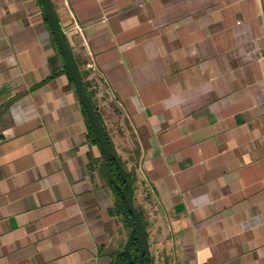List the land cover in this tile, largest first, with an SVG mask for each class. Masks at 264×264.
<instances>
[{"label": "crops", "instance_id": "0c3cea01", "mask_svg": "<svg viewBox=\"0 0 264 264\" xmlns=\"http://www.w3.org/2000/svg\"><path fill=\"white\" fill-rule=\"evenodd\" d=\"M50 2L150 263L264 264V0ZM42 8L0 0V264H110L131 229Z\"/></svg>", "mask_w": 264, "mask_h": 264}, {"label": "water", "instance_id": "95a60500", "mask_svg": "<svg viewBox=\"0 0 264 264\" xmlns=\"http://www.w3.org/2000/svg\"><path fill=\"white\" fill-rule=\"evenodd\" d=\"M41 4L43 7L42 9H43L44 17L51 31L54 42L56 43L58 50L60 51V54L63 58L65 68L71 80L73 81L74 88L82 104L87 120L91 125L90 127L95 137V140L98 144V147L102 155H104L103 157L105 159L106 169L108 170L107 171L108 180L112 184V186L119 191L120 195L123 198L126 209L133 220L135 231L138 236L139 244H140L137 254L136 264H142L143 259H144V264H149L151 259H150L148 239L142 220L133 204V188H132L133 185L130 183L128 179H126L124 174V169L119 159L113 153L108 142L106 141V137L101 128L102 126L100 125L97 114L89 99L90 96H88L86 92L80 71L78 69L79 66H77L72 51L64 40L59 22L55 16L50 0H41ZM112 162L117 166L120 177L124 181L125 185H127L126 191L123 190L121 186H119V184L116 182V180L112 175L111 172Z\"/></svg>", "mask_w": 264, "mask_h": 264}, {"label": "trees", "instance_id": "16d2710c", "mask_svg": "<svg viewBox=\"0 0 264 264\" xmlns=\"http://www.w3.org/2000/svg\"><path fill=\"white\" fill-rule=\"evenodd\" d=\"M77 66H79V65L77 64ZM78 69L80 71V74H81V77H82V80H83V83H84V86H85V89H86V82L84 80L85 74L82 71V69L80 68V66L78 67ZM90 129H91V127H90ZM90 134H91V137L93 138V140L96 142L92 130H91ZM121 165H122V163H121ZM105 170H106V166H105ZM111 170H112L111 171L112 175H113L114 179L116 180V182L119 184V186H121V188L123 190L126 191V186L127 185H125L124 181L120 177L119 170H118L117 166L113 162L111 164ZM124 174H125L126 179H128L130 181V183L133 185L134 178H133L132 174L131 173L129 174L125 170H124ZM108 184H109V187H110L115 199H117L116 200V202H117L116 206H117V209L120 210L121 214L123 215L125 226H127L129 229H131L130 232H129V235H128V238H127V241H126L124 247L120 251L114 252L110 256V264H136V259H137V254H138V250H139V245L140 244H139L138 236H137L136 231H135L133 220L130 217V214L128 213V211L126 209V206L124 204L123 198L120 195L119 191L116 190L112 186V184L109 182V180H108ZM133 186H132V188H133ZM136 210H137V212H138V214H139V216H140V218L142 220V223H143V219H142L141 213L139 212V210L137 208H136ZM143 225H144V223H143ZM142 264H144V259H143ZM149 264H151V263H149Z\"/></svg>", "mask_w": 264, "mask_h": 264}, {"label": "built area", "instance_id": "2783aa9c", "mask_svg": "<svg viewBox=\"0 0 264 264\" xmlns=\"http://www.w3.org/2000/svg\"><path fill=\"white\" fill-rule=\"evenodd\" d=\"M75 27L77 28V26L75 25Z\"/></svg>", "mask_w": 264, "mask_h": 264}]
</instances>
